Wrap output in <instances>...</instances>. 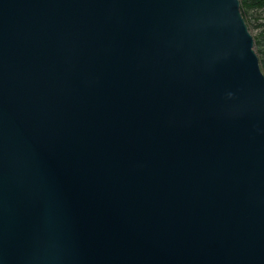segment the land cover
Masks as SVG:
<instances>
[{
    "label": "water",
    "instance_id": "1",
    "mask_svg": "<svg viewBox=\"0 0 264 264\" xmlns=\"http://www.w3.org/2000/svg\"><path fill=\"white\" fill-rule=\"evenodd\" d=\"M0 264H264L240 0H0Z\"/></svg>",
    "mask_w": 264,
    "mask_h": 264
},
{
    "label": "trees",
    "instance_id": "2",
    "mask_svg": "<svg viewBox=\"0 0 264 264\" xmlns=\"http://www.w3.org/2000/svg\"><path fill=\"white\" fill-rule=\"evenodd\" d=\"M240 1H241V9L243 15L246 18L247 23H248L247 15L250 8H256V9L264 8V0H240ZM255 42H256V50L260 59L261 68L264 72V31L260 33V36H255Z\"/></svg>",
    "mask_w": 264,
    "mask_h": 264
},
{
    "label": "rangeland",
    "instance_id": "3",
    "mask_svg": "<svg viewBox=\"0 0 264 264\" xmlns=\"http://www.w3.org/2000/svg\"><path fill=\"white\" fill-rule=\"evenodd\" d=\"M247 18L251 33L254 35V37L260 36V33L264 31V8H250Z\"/></svg>",
    "mask_w": 264,
    "mask_h": 264
}]
</instances>
